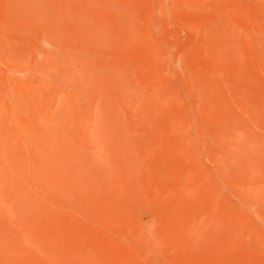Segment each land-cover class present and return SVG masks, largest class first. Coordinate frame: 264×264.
<instances>
[{
  "label": "rangeland",
  "instance_id": "374dc122",
  "mask_svg": "<svg viewBox=\"0 0 264 264\" xmlns=\"http://www.w3.org/2000/svg\"><path fill=\"white\" fill-rule=\"evenodd\" d=\"M0 264H264V0H0Z\"/></svg>",
  "mask_w": 264,
  "mask_h": 264
}]
</instances>
